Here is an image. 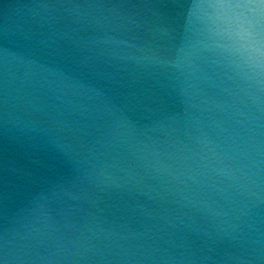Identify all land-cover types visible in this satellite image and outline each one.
<instances>
[{
  "label": "water",
  "instance_id": "95a60500",
  "mask_svg": "<svg viewBox=\"0 0 264 264\" xmlns=\"http://www.w3.org/2000/svg\"><path fill=\"white\" fill-rule=\"evenodd\" d=\"M0 264H264V0H0Z\"/></svg>",
  "mask_w": 264,
  "mask_h": 264
}]
</instances>
